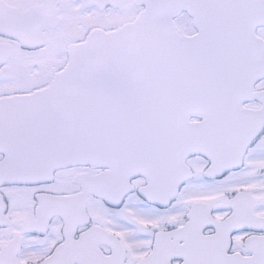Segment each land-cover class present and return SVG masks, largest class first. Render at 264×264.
Returning <instances> with one entry per match:
<instances>
[{"label": "snow or ice", "instance_id": "snow-or-ice-1", "mask_svg": "<svg viewBox=\"0 0 264 264\" xmlns=\"http://www.w3.org/2000/svg\"><path fill=\"white\" fill-rule=\"evenodd\" d=\"M0 264H264V0H0Z\"/></svg>", "mask_w": 264, "mask_h": 264}]
</instances>
